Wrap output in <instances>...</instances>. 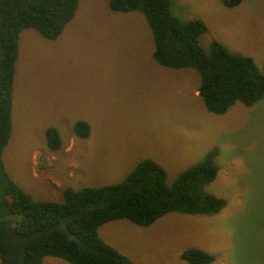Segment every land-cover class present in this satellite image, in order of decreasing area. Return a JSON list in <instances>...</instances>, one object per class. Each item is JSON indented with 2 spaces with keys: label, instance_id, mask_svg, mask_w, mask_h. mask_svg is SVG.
Here are the masks:
<instances>
[{
  "label": "rangeland",
  "instance_id": "1",
  "mask_svg": "<svg viewBox=\"0 0 264 264\" xmlns=\"http://www.w3.org/2000/svg\"><path fill=\"white\" fill-rule=\"evenodd\" d=\"M172 10L206 22V50L216 39L263 70L264 0L233 8L173 0ZM153 48L144 13L113 11L109 0H80L56 39L24 29L5 170L35 199L61 201L66 187L119 182L146 158L162 164L172 183L217 147L219 172L206 190L227 201L219 213L169 212L148 226L112 220L100 235L137 264H190L182 258L189 248L215 255L212 264H264V98L210 112L196 70L159 64ZM78 120L90 125L88 137L74 132ZM52 127L58 150L48 146ZM43 264L72 263L46 256Z\"/></svg>",
  "mask_w": 264,
  "mask_h": 264
},
{
  "label": "trees",
  "instance_id": "2",
  "mask_svg": "<svg viewBox=\"0 0 264 264\" xmlns=\"http://www.w3.org/2000/svg\"><path fill=\"white\" fill-rule=\"evenodd\" d=\"M243 0H222L229 8ZM80 0H0V264H43L56 256L72 264H137L106 242L100 227L127 219L148 226L169 212L213 215L226 200L206 190L219 167L217 147L168 182L166 169L146 158L121 181L103 186L66 187L61 201L37 200L17 184L4 167L2 151L13 129L16 63L21 32L34 28L56 39L76 15ZM173 0H109L113 11H141L153 35V58L175 68H193L199 75V95L206 108L224 114L240 102L253 106L264 98V65L234 53L214 39L206 50L201 37L208 31L200 18L182 20ZM84 120L74 124L79 137L90 135ZM51 150L61 148L59 131H46ZM190 264H212L216 256L199 248L182 253Z\"/></svg>",
  "mask_w": 264,
  "mask_h": 264
}]
</instances>
